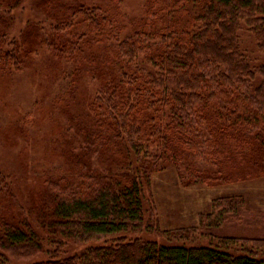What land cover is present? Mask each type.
<instances>
[{"label": "trees", "instance_id": "16d2710c", "mask_svg": "<svg viewBox=\"0 0 264 264\" xmlns=\"http://www.w3.org/2000/svg\"><path fill=\"white\" fill-rule=\"evenodd\" d=\"M25 1L0 0V78L43 54L93 95L86 117L68 115L60 174L0 208V264H264V238H215L246 216L243 196L161 231L151 194L170 168L186 188L264 178V64L239 38L247 27L264 52V0H143L136 16L126 0H40L45 18L18 28Z\"/></svg>", "mask_w": 264, "mask_h": 264}, {"label": "rangeland", "instance_id": "374dc122", "mask_svg": "<svg viewBox=\"0 0 264 264\" xmlns=\"http://www.w3.org/2000/svg\"><path fill=\"white\" fill-rule=\"evenodd\" d=\"M39 1L26 0L24 6L16 10L18 28L28 21L45 18ZM57 1L71 4L75 0ZM126 1L131 14L138 15L143 0ZM239 38L241 50L252 67L264 64V52L260 51L254 34L247 27L242 28ZM44 57L43 54H26L22 71L3 74L0 78V172L7 176H0V208L25 205L23 202L36 193L34 190L41 188V176L60 174L63 142L70 125L68 115L79 118L89 113L92 86L75 74L73 67L64 68L57 62L50 64ZM98 75L99 81L95 84L107 78L108 70ZM260 83L261 77L257 75L254 88ZM176 176L174 168L152 175L151 194L161 231L198 226L199 215L212 211L213 199L238 195L245 199L246 216L221 225L215 231V238H264V180L186 188ZM199 233L197 237L201 236ZM102 244V241L70 243L66 249L73 254Z\"/></svg>", "mask_w": 264, "mask_h": 264}, {"label": "crops", "instance_id": "0c3cea01", "mask_svg": "<svg viewBox=\"0 0 264 264\" xmlns=\"http://www.w3.org/2000/svg\"><path fill=\"white\" fill-rule=\"evenodd\" d=\"M167 171V170H166ZM177 177V176H176ZM178 178V177H177ZM264 178H259V179H255V180H250V181H244V182H239V183H248V182H259V181H263ZM176 181L173 180L172 184L175 185ZM205 186V185H203Z\"/></svg>", "mask_w": 264, "mask_h": 264}]
</instances>
